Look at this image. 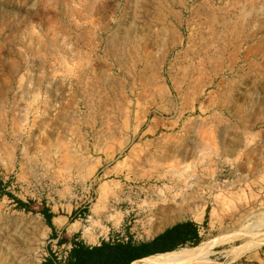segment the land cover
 <instances>
[{
	"label": "rangeland",
	"instance_id": "1",
	"mask_svg": "<svg viewBox=\"0 0 264 264\" xmlns=\"http://www.w3.org/2000/svg\"><path fill=\"white\" fill-rule=\"evenodd\" d=\"M43 209L87 245L192 221L229 239L210 264H264V0H0V264L64 251Z\"/></svg>",
	"mask_w": 264,
	"mask_h": 264
},
{
	"label": "trees",
	"instance_id": "2",
	"mask_svg": "<svg viewBox=\"0 0 264 264\" xmlns=\"http://www.w3.org/2000/svg\"><path fill=\"white\" fill-rule=\"evenodd\" d=\"M22 204L20 201H17ZM42 215L53 228L51 214L43 209ZM201 242L199 228L192 221H182L165 229L148 242H135L131 239L101 241L97 245H87L83 241H74L65 258L48 259L44 264H133L149 256L172 252L180 248L197 246Z\"/></svg>",
	"mask_w": 264,
	"mask_h": 264
},
{
	"label": "bare ground",
	"instance_id": "3",
	"mask_svg": "<svg viewBox=\"0 0 264 264\" xmlns=\"http://www.w3.org/2000/svg\"><path fill=\"white\" fill-rule=\"evenodd\" d=\"M196 191L197 190L194 189V187L190 188V190H184V189L181 190L180 188L153 190L152 192L148 194L145 200L146 206L144 210L145 212H147V214L150 213L153 218L154 216H156V214L154 213L159 211V208H157L159 205L157 203L162 204V206L160 205L161 208L165 205V209L163 210L168 211L171 205H174L176 208L178 206H181L183 201L186 198L190 197L192 194L195 195ZM179 195L181 196V198H183L181 202L177 201V198L179 197ZM163 210L161 211L163 212ZM145 212L144 214H146ZM164 213L166 214V212ZM146 218L148 219V217ZM91 222H92L91 223L92 226H95L98 224V221L95 218ZM150 223H151V219L147 220V224H150ZM150 227L152 228V225H150ZM228 240L229 239L224 235L216 236L214 238L207 239L205 241L200 242L197 246H194L191 248H181V249H178L172 252H167V253L155 254L145 259L135 261L133 264L137 262L138 263L141 262L142 264H210L212 263L211 257L215 254L217 248L220 245L227 242ZM259 243L255 241V244L251 245L249 242H247L243 245L237 246L230 252V257L232 259H236L240 257L243 253L252 249L254 246L259 245Z\"/></svg>",
	"mask_w": 264,
	"mask_h": 264
},
{
	"label": "crops",
	"instance_id": "4",
	"mask_svg": "<svg viewBox=\"0 0 264 264\" xmlns=\"http://www.w3.org/2000/svg\"><path fill=\"white\" fill-rule=\"evenodd\" d=\"M48 213L52 215L50 222L53 226L51 230V236L53 238V241L54 243L59 245L60 248L64 250L60 252V256H57L56 253L54 254V256H57L56 259L60 260L61 257L62 259L65 258V256L67 255V251L71 247L72 242L74 241H83L84 243L86 242L84 241L83 237L77 236V234H79V228L76 231L70 230L72 223L69 222L68 217L60 216V215L55 216L52 211H48Z\"/></svg>",
	"mask_w": 264,
	"mask_h": 264
}]
</instances>
